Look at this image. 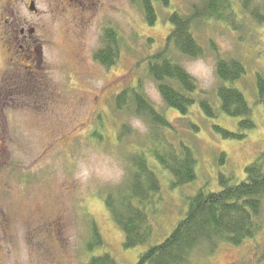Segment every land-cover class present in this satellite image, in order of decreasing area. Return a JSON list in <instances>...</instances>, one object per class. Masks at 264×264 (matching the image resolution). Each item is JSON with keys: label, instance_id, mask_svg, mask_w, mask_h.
<instances>
[{"label": "rangeland", "instance_id": "1", "mask_svg": "<svg viewBox=\"0 0 264 264\" xmlns=\"http://www.w3.org/2000/svg\"><path fill=\"white\" fill-rule=\"evenodd\" d=\"M201 1L170 0L168 7L155 3L158 19L150 25L135 0H74L50 25L42 87L35 93L19 89L20 95L4 99L0 108V264H85L88 228L82 208L95 217L105 242L94 254L109 252L118 264H137L148 244L124 247V232L102 194L123 186L129 174L126 151L118 142L122 123L131 130L126 148L149 133L144 119L119 112L114 103L119 92L139 79L156 109L175 127L167 141L177 151L184 142L197 160V179L173 187L170 172L149 156L161 180L156 211L149 206L156 241L164 240L185 217L189 196L203 187L220 188L219 174H233L237 181L246 177V166L264 149V104L257 101L256 89L258 74H264V24L246 13L237 29L215 20L196 26L204 54L177 60L197 82L195 103L186 114L168 107L146 74L148 55L164 46L171 31L169 15L187 13ZM46 19L50 24L51 18ZM110 27L117 31L120 51L116 64L107 67L95 53ZM231 58L245 67L235 87L246 96L255 123L240 139L214 130L220 125L237 132L239 117L223 112L207 116L200 107L201 100L219 106L216 66L218 60ZM96 128L100 139L92 135ZM260 223L256 236L240 245L221 243L210 253L199 247L192 264H264V196Z\"/></svg>", "mask_w": 264, "mask_h": 264}, {"label": "trees", "instance_id": "2", "mask_svg": "<svg viewBox=\"0 0 264 264\" xmlns=\"http://www.w3.org/2000/svg\"><path fill=\"white\" fill-rule=\"evenodd\" d=\"M135 1L140 3L150 25L158 19L155 3L164 7L170 4V0ZM246 13L254 22L264 24V3L258 0H202L199 4H193L187 13L175 10L169 15L171 31L164 46L148 55L145 61L146 74L155 81L168 107L186 114L195 103L196 79L177 60L180 56L195 58L204 54L195 34L196 26L203 21L215 20L226 22L237 29L238 24H241V17ZM119 51L117 31L111 27L106 28L103 47L95 53V59L110 67L116 64ZM216 71L221 80L217 89L219 106L212 105L208 100H201L200 107L207 116L216 117L219 112H223L239 117L237 132L220 125H215L214 130L224 138H243L255 127L249 102L244 93L235 87V82L245 73V67L232 58L220 59ZM256 89L257 101L264 104L262 73L257 76ZM114 103L119 112L142 118L149 125V133L145 135V139L126 148L128 143L125 139L131 130L127 122L122 123L118 142L119 147L126 151L124 155L129 174L123 186H116L102 194L113 220L124 232V247L148 244L137 264H192L193 254L201 246L207 247L206 251L210 253L221 243L237 246L256 236L262 227L260 219L264 196V149L246 166L244 179L237 181L233 174L221 173L218 176V190L203 187L189 196L185 217L164 240L156 241L149 206L151 209L156 208V197L161 194V180L149 156L170 172L173 187L188 185L197 179V160L194 151L184 142L181 141L177 151L167 141V133L175 127L156 109L147 96L141 79L119 92ZM92 132L94 137H102L99 129ZM224 158L225 153L221 155L220 162L223 163ZM81 211L88 228L84 245L88 258L85 264H118L109 252L94 254L105 246V242L95 217L88 209L82 208Z\"/></svg>", "mask_w": 264, "mask_h": 264}, {"label": "flooded vegetation", "instance_id": "3", "mask_svg": "<svg viewBox=\"0 0 264 264\" xmlns=\"http://www.w3.org/2000/svg\"><path fill=\"white\" fill-rule=\"evenodd\" d=\"M73 3L74 0H0V108L4 99L20 95L19 89L35 93L42 87L50 25L62 18L65 6L73 7Z\"/></svg>", "mask_w": 264, "mask_h": 264}]
</instances>
